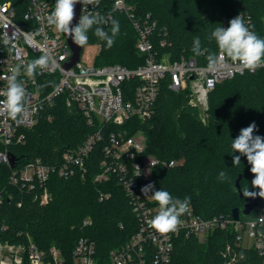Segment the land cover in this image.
<instances>
[{"label": "trees", "instance_id": "trees-1", "mask_svg": "<svg viewBox=\"0 0 264 264\" xmlns=\"http://www.w3.org/2000/svg\"><path fill=\"white\" fill-rule=\"evenodd\" d=\"M12 1L19 14L25 11L28 0ZM131 1L137 14H151L158 21L159 31L166 29L164 37L168 44L164 50L171 52L173 58L196 56L192 52L196 37L200 38L202 48L216 53L215 41L208 39L211 32L223 26L225 16L231 20L240 10L251 14L254 31L264 38V0ZM100 14L105 18L111 14L120 28L111 48L94 35L96 26L89 31L88 43L100 45L95 64L120 63L133 68L144 63V56L136 48V31L128 17L111 5H103ZM111 19L101 25L109 34ZM54 79L55 76L42 78L51 81L47 91L54 86ZM187 118L190 123L184 124ZM252 122L257 125L254 135L264 137V67L217 84L210 95L207 123L203 122L200 110L188 103L186 91H173L166 78L153 117L145 122L132 119L121 128L128 129V134L143 130L147 137L146 153L162 162L183 160L174 167L161 163L152 179L142 182L143 187L151 183L153 191L163 189L181 200L190 197L198 214L211 217L231 214L235 207L243 209L249 197L241 195L242 189L259 191L251 185L254 175L246 157L241 156V164L234 167L233 155L240 153H231V140ZM93 130L94 126L88 124L82 112L68 107L61 96L35 127L26 130V142L10 145L9 151L21 159L17 168L36 158L59 163L66 149L81 144ZM3 149L0 143V151ZM101 158L102 150L98 146L88 160L85 179L79 176L66 179L54 173L48 181L53 198L47 205L34 200L33 191L11 185L12 167L0 164V187L5 188V201L0 208V242L28 244L31 238L43 250L55 245L70 257L77 240L86 236L97 243L98 264H107L110 251L125 243L138 230L139 222L115 177L104 183L94 182ZM221 171L229 179L221 181L218 178ZM101 192L112 195L101 201ZM88 217L92 222L84 224ZM234 239V233L229 230H217L205 242L194 236H178L170 264H224L228 243L233 245L231 254L235 257L230 264H264L255 250L235 244Z\"/></svg>", "mask_w": 264, "mask_h": 264}, {"label": "built area", "instance_id": "built-area-1", "mask_svg": "<svg viewBox=\"0 0 264 264\" xmlns=\"http://www.w3.org/2000/svg\"><path fill=\"white\" fill-rule=\"evenodd\" d=\"M54 5L55 0H28L25 11L19 14L12 0H0V90L6 88L10 67L26 64L45 52L55 60L48 69H37L34 78L27 77L21 68L18 79L24 82L26 89V111L19 126L5 112H0V143L5 147L0 151V164L11 166L9 146L25 143L26 130L35 127L61 96L68 107L82 112L94 130L81 144L66 149L59 163H47L36 158L22 168H12L9 183L22 191H33L34 200L47 205L53 198L48 186L50 177L57 173L66 179L75 176L85 179L88 160L101 146L100 170L94 182L104 183L115 177L139 222L138 230L125 243L110 251L107 264H170L178 236H194L205 242L217 230L233 232L235 244L255 250L264 262V207L261 205L255 207L258 210L253 217L243 218L241 213L236 220L232 213L204 217L190 203L189 211L180 217L182 223L175 232L159 234L149 227L147 221L157 213L158 205L151 199L152 192L146 196L141 192L142 182L151 180L155 168L161 163L174 167L177 160L162 162L146 153L145 132L139 129L128 134V129L121 128L132 119L145 122L153 117L162 81L166 78L173 91H186L188 103L200 110L205 121L210 95L217 84L237 75L254 73L259 68L243 70L225 60L222 67L210 73L206 54L173 58L171 52L164 50L168 44L164 37L166 29L159 31L158 21L151 14H137L131 0H99L98 5H88L87 10L101 13L103 5H111L125 14L136 31V48L144 56V63L133 68L120 63L97 65L95 59L98 54L83 62V47L79 61L66 68L65 63L72 55L69 42L64 34L48 26L45 19ZM241 14L245 23L254 30L250 13L240 10L232 19ZM111 18L109 14L106 19ZM229 21L225 16L222 27H228ZM262 25L264 27V18ZM24 33L33 34V45L26 42ZM6 39L10 40L8 45L5 44ZM13 43L16 50L9 53ZM45 76H55L54 86L48 91L51 81H42ZM52 118L50 114L49 119ZM111 195V192H101L99 199L104 201ZM4 201L5 188L0 187V208ZM18 205L21 206L22 201ZM91 222L90 217L84 220V224ZM244 233L250 237L249 246L244 245ZM232 246L231 243L226 245L224 264H230L235 258L231 254ZM97 255L96 241L86 236L77 240L70 257L55 245L43 250L31 238L28 244L0 242V264H98Z\"/></svg>", "mask_w": 264, "mask_h": 264}, {"label": "clouds", "instance_id": "clouds-1", "mask_svg": "<svg viewBox=\"0 0 264 264\" xmlns=\"http://www.w3.org/2000/svg\"><path fill=\"white\" fill-rule=\"evenodd\" d=\"M78 2L84 7L81 10L78 23L72 27L75 5ZM98 4L99 0H56L53 10L45 17L47 25L53 27L56 32L71 37L73 42L82 48L88 44L89 31L96 26L94 35L106 42L107 48H111L119 33V22L111 19V34L105 31L101 25L108 24L109 20L99 12L87 10L88 5L95 6ZM24 36L26 42L33 45V34L24 33ZM208 39L215 41L216 53L210 52L207 48H202L199 37L194 39L192 47V52L196 56L207 54L208 72L215 73L223 66L225 60H229L238 65L239 68L248 71H255L264 67V38L260 37L252 30V27L245 23L242 14L231 19L228 27L215 28ZM9 43L10 40L6 39L5 44L8 45ZM14 50H16V45L13 43L9 47V53ZM50 63L54 65L55 60L45 52L26 64H16L9 68L10 75L6 77V88L0 90V96L4 98L0 100V112H5L8 117L16 122L17 126L22 123L21 117L26 111L27 97L24 82L18 79L21 75V68L23 67L27 77L34 78L37 69H48ZM256 130L257 125L252 122L249 126L242 128L234 140H231V153H240V155H233L232 162L234 167H238L241 164V156L246 157L251 166L250 171L254 175L251 185L253 188L259 189L258 192L242 189L243 196L264 198V137L254 135ZM218 178L221 181L229 179L224 171L219 173ZM153 188L154 185L150 183L141 189L145 196L152 192L151 199L158 205L157 213L147 223L159 234L175 232L182 223L180 217L189 211L190 197L181 200L180 198H173L166 190L153 191Z\"/></svg>", "mask_w": 264, "mask_h": 264}, {"label": "water", "instance_id": "water-1", "mask_svg": "<svg viewBox=\"0 0 264 264\" xmlns=\"http://www.w3.org/2000/svg\"><path fill=\"white\" fill-rule=\"evenodd\" d=\"M55 3H56V0H55ZM81 9H82V4L78 2L75 5V17H74L72 25H71L72 27L76 26V24L78 23L79 17L81 14ZM65 37L67 38V41L69 42L71 52H72L71 57L65 63V67L70 68L79 61L80 54H81V51L83 48L76 45L73 42L71 37H69V36H65ZM20 160L21 159L19 157H17L15 154L10 153V163H11L12 168H15L18 165V163L20 162ZM241 177H242V175H240L239 178L237 179V187L238 188H240ZM241 195L243 196V193H241ZM260 204H261V198L260 197H255V198L249 197L246 199V204H245L243 209H241L240 207H235L233 209L232 216L234 219L237 220V219H239L241 213L250 214L253 211V209L255 207L259 206Z\"/></svg>", "mask_w": 264, "mask_h": 264}, {"label": "rangeland", "instance_id": "rangeland-1", "mask_svg": "<svg viewBox=\"0 0 264 264\" xmlns=\"http://www.w3.org/2000/svg\"><path fill=\"white\" fill-rule=\"evenodd\" d=\"M100 48L99 45L96 43H88L86 46H84L83 49V62L87 61V59H93L99 52ZM208 117V116H207ZM204 123H207V119H205V121H203ZM184 124H188L190 123V120L184 119L183 120ZM183 160H177V165L182 164ZM261 206L264 207V199L263 201H261ZM258 208H255L250 214H244L242 213V217L243 218H251L255 215V213L257 212ZM244 245L245 246H249L250 245V237L248 236V234L244 233Z\"/></svg>", "mask_w": 264, "mask_h": 264}]
</instances>
